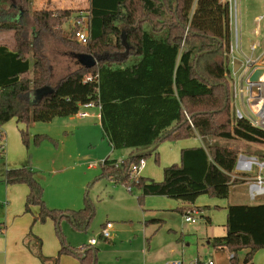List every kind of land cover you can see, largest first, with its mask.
Returning a JSON list of instances; mask_svg holds the SVG:
<instances>
[{
    "label": "trees",
    "instance_id": "16d2710c",
    "mask_svg": "<svg viewBox=\"0 0 264 264\" xmlns=\"http://www.w3.org/2000/svg\"><path fill=\"white\" fill-rule=\"evenodd\" d=\"M30 1L0 0V34L10 33L13 41L11 49L0 45V125L12 119L26 127L47 123L72 116L79 105L94 101L113 149L147 150L194 136L264 144V131L236 120L231 107L227 74L232 34L222 0H88V42L77 43L73 52L92 55L97 64L79 66L53 86L51 95L36 102L32 94L50 85L52 70L24 24ZM12 10H17L16 17ZM76 13L43 7L32 13L34 29L70 45L62 26ZM73 31L70 26L71 37ZM30 72L32 78H27ZM86 76L92 80L85 82ZM20 134L27 144L25 131ZM45 139L36 135L34 142ZM151 153L129 158L119 167L116 161L101 167L116 184L140 191L139 202L145 196L189 205L202 195L226 200L231 187L242 183L230 178L239 153L209 143L181 150L179 164L163 168L161 182H129L128 167ZM5 184L28 187L24 209L39 208L34 221L50 218L58 226L67 220L76 230L86 231L94 216L89 204L78 211L47 208L41 185L25 168L6 171ZM226 211V233L213 238L212 245L225 249L232 264H238L240 252L242 264H253L254 255L264 249V204L228 205ZM39 250L37 256L46 260ZM64 254L81 264H96L95 251L86 246L62 244L57 257Z\"/></svg>",
    "mask_w": 264,
    "mask_h": 264
},
{
    "label": "rangeland",
    "instance_id": "374dc122",
    "mask_svg": "<svg viewBox=\"0 0 264 264\" xmlns=\"http://www.w3.org/2000/svg\"><path fill=\"white\" fill-rule=\"evenodd\" d=\"M237 2L240 11V14L238 16L239 22L237 20V23L238 28L241 32L244 51L246 53H249V44L247 43L248 38H251L252 41H260L262 43L263 49L264 21L260 23L261 32L257 38L253 35V30L256 26L254 22L255 18L264 15V0H237ZM88 3V0H77V2L76 0H31L28 9L29 15L24 19V24L26 26V29L28 30V34L31 32V29H34L32 20V13L34 11L40 10L43 7L55 8L63 6L67 8H73L74 6L77 8L75 9L77 13L79 11L86 12L89 5ZM11 13L14 15V17L17 16V10H12ZM74 17L75 16H72L70 21L62 26V31L64 32V35L69 38L70 45H67L61 42L59 39L52 37L49 33L43 35L41 52L47 57L50 65L52 66L53 76L51 81L53 83L57 82L65 74H68V72L73 71L75 69V66H77L73 48H78V45L77 42L70 36L71 20ZM35 30L37 31L36 27ZM10 35V33L0 34V37H4L0 41V43L8 46L9 48H12L13 41ZM26 77L32 78V73L30 72L26 75ZM71 119L68 117H56L47 123H35V125H37L38 127L36 131H34V128L30 126H28V128L26 129L25 126L18 125L14 119L1 125V130L4 134L2 145L3 149L6 151L3 155L0 156L1 187L6 186V171L21 169L23 164H27L26 166H29V164L32 163L33 157L38 162V166H40L39 168H42L45 173L51 172L50 163L47 159L49 154L52 152L51 148L48 146V143H50L49 138L44 135L46 139L39 142L38 144H35L34 134L38 133L48 135L49 133L50 136H59L58 134L60 133V131H58V133V129L54 126V123H57V121H59L60 123H65L64 125H66L67 131L74 126H79L78 129H81L80 131L70 129L69 131L75 134L73 137L69 138L67 142L63 143L65 148L70 147L74 149V159L72 163H69L70 167H66L65 171L62 173H54V175L57 176H51L52 174H48L51 177L48 179L47 190L51 195L50 202L53 207H49L46 205L43 193L42 198L47 208L61 210L62 212L77 211L81 208H84L86 204H89L93 208L94 216L86 232L76 230L67 220H61L58 226H55L54 222L50 218H46L44 221L33 220L35 225L42 227L43 233L45 235L49 233V237H46V241L40 237L43 245L44 243H46L49 249L53 248L54 242L58 244V249L61 248L62 244L71 248H79L80 246L85 244V238H88L90 235L92 238L97 239L99 243H103L98 238L100 227L105 224L107 220L111 221L114 227H118L121 224L125 225L123 221L124 218H126L127 213L123 208L124 206L129 207L130 202L127 203V201L131 198L134 199L132 200L131 205L136 207V196H139L138 191L129 193L126 186L113 183L105 177L101 178L102 173L101 167L99 166L101 160H95V156L99 154L98 151H100V148H94V144H92V148H89V146L86 145L87 140L84 139V135L86 134V132L84 131V129H82L83 127H85V125L93 126L95 120H78L75 118ZM80 124H83L81 128ZM95 125L98 126L97 124ZM20 131H25L27 135V144L23 143ZM40 131L41 133H39ZM192 141L199 144V146L201 145V141L197 138ZM167 142L169 143V141ZM165 143L166 142L159 144L157 148L158 153L161 145H164ZM208 143L212 145L231 148L233 150H236L239 154L242 153L248 156L257 157L264 156V144H251L239 140L227 141L218 138H207L206 140H204V146H207ZM20 145H22V147ZM47 147L49 148L46 149ZM79 153H81V155L77 159L76 157ZM115 153V155H117L115 156V158L119 159L117 161H120L121 159L120 157H118L119 152L115 151ZM86 156L87 158L83 160V158ZM107 158H109L110 160L114 157L107 156ZM144 159L146 162V169H143V175L139 174V177L148 178L150 180H153L154 182H161L163 178V168L166 167L163 166V163L165 162L164 158L160 157L158 154L157 161H155V154L151 153L150 155H146ZM179 162L180 160L177 164H179ZM14 164L21 165H18L19 167L16 168L9 167L14 166ZM89 164H96L95 170H87V166ZM72 166H74V169L71 168ZM159 179L160 181H157ZM231 190H233L234 194L236 193L234 195L235 198H237L236 200L245 199L244 201H246L247 203L264 201V197L259 198L256 201H251L247 193V187H244L242 183L232 186ZM148 199H144L145 203L147 202L153 204V208H157L152 211L157 210L155 212L156 217L161 220L162 226L161 229H159L160 231L157 236L159 237L157 239L159 241V247L173 249L177 244L180 245V252L177 255V258L175 259V256L171 255L169 260H180L183 261L184 264H189V262L195 260L203 261L204 257L208 256L214 262V264H232L230 262L231 255L225 249L215 248L212 243L210 245L206 244V242L208 241L207 236L219 237L223 235V228L225 227L227 213L224 212L223 209H220L216 206L222 207L223 205H221L220 203H226V200H220L214 197H210L209 195H202L196 199L193 205H189L185 204L182 201L176 200H162L158 198ZM167 203L171 204L172 207H168L169 205ZM143 205L145 206V204ZM185 206H191L190 209L186 210V212L191 213L195 211L192 206L201 208L205 212L204 216L210 218V224L206 222L204 217L198 215L194 216V218L196 219L195 224L186 223L183 219V215L181 214V210ZM133 222L134 226L132 227V230H135V225L139 224L135 219H133ZM209 226H211V228H209ZM119 229L122 230L121 236L123 238L129 236L128 228H126L125 226H119ZM134 239L135 237H132V240ZM186 243H188V246H185ZM133 246H136V244H133ZM243 257L244 253L240 252L238 254V264H242Z\"/></svg>",
    "mask_w": 264,
    "mask_h": 264
},
{
    "label": "crops",
    "instance_id": "0c3cea01",
    "mask_svg": "<svg viewBox=\"0 0 264 264\" xmlns=\"http://www.w3.org/2000/svg\"><path fill=\"white\" fill-rule=\"evenodd\" d=\"M50 9H53V8H50ZM55 9L75 10L77 8L74 6L73 8H67V7L61 6V7H55ZM43 35L45 34H39V32L36 31L35 29H31V32L29 33V38L35 41L37 45L39 46V48L41 49L42 44H43V41H42ZM253 35H254V30H253ZM3 38L4 37H0V41ZM247 43L249 44L248 51L250 49V46L253 43H260V51L264 49V48L262 49V43L260 41H252L251 38H248ZM0 45H4V44L0 43ZM241 52L245 56H248L250 54V51L249 53H246L244 51L242 39H241ZM236 56L238 60L241 61V56L239 55H236ZM78 67L79 65L77 64L74 70H76ZM51 70H53L52 66H51ZM71 72H68V74ZM68 74H65L63 77H65ZM63 77H61L60 79H62ZM57 82L53 83L52 81H50L49 87L53 88V86ZM32 96H33L32 99L34 101V98H35L34 93L32 94ZM73 116L72 117L70 116L68 118L85 120V119H79L75 115ZM86 119L95 120L93 123L94 124L93 126L85 125V127L82 128L86 132V134L84 135V139L87 140L86 145H88L89 148H92L93 147L92 144H94V148H100V151H98L99 154L95 156L96 158L95 160L97 161L101 160V162L102 161H110V162L116 161L117 163L119 162L117 161L119 159L115 158V156H117L115 155L116 154L115 151L119 152L118 157H120L121 159L120 161L128 160L129 158L135 157L139 155L142 151H144V150H138V149H133V148L119 149V150L113 149L110 143L108 142L107 138L103 134L101 124H100V111L97 108L90 109L89 117ZM64 124L65 123H60L59 121H57V123H54L55 128L58 129L57 132L60 131L62 135L59 132H58L59 136H56V135L50 136L49 133L48 135L38 134V133L34 134L35 136L45 135L49 138V142L51 144L48 143L49 144L48 146L51 148L52 152L49 154L47 159L49 160V163H50L51 172L45 173L42 168H39L40 166H38V162L35 160L34 157L32 158V163L29 164V166H26L27 164H23L22 166V168H25L34 173L35 180L41 185L43 189L44 201L46 205L49 207H53V205L50 202L51 195L49 191L47 190L48 179L51 176H57V175H54V173L55 174L62 173L65 171L66 167L67 168L70 167L69 163H72L74 159V154H73L74 149L70 147L65 148L63 143L67 142L69 138L74 136L75 133H71L69 131L70 129L71 130L75 129L78 131L81 130V129H78L79 126H74L73 128H70L67 131L66 125ZM95 124H97L99 127L96 126ZM18 125H23V124H18ZM28 126L34 128V131H36V129L38 128L37 125H35V123H31ZM28 126L27 127L25 126L26 129L28 128ZM81 126H83V124H80V128ZM39 133H41V131ZM53 138H56L59 140H56ZM195 138L201 141L200 146L199 144L194 143V141H192ZM20 146L22 147V145ZM158 146H155L156 148L154 147L152 149V153L157 154V156L159 154L160 157L164 158L165 162L163 163V166L167 167V166H170L171 164L178 163V161L180 160L181 150L186 149V148H192V147H204V140H202L198 136H194L186 140L175 141L174 143L166 142L164 145L162 144L161 147L159 148V153L157 152ZM49 147H47L46 149H48ZM5 152L6 151L3 149V152L1 155H3ZM80 155L81 153H79L76 158L78 159ZM107 156L108 157L112 156L114 158L113 159L111 158L109 160ZM85 158H87V156L84 157L83 160H85ZM18 165H21V164H17V165L14 164V166H9V167L16 168V167H19ZM71 168L74 169V166H72ZM143 169L145 170L146 168L144 167ZM87 170H95V169L87 168ZM144 170H142V172H140L139 174L143 175ZM101 173H102L101 178H104V177L108 178L111 182L115 183L112 179L107 177L106 174L108 173H104L102 167H101ZM48 174H52V175L50 176ZM42 175H45V176H42ZM139 178H143V177H139ZM157 181H160V179ZM242 185L244 187L246 186L244 183H242ZM28 191L29 190L26 185H6L4 187L0 186V264H81L80 261L76 257H73L71 255L64 254V255L59 256L58 258L57 255L60 249H58V244L56 242H54L52 249H49L46 243H44L43 245L41 238H43V240L46 241V237H49V233L45 235L43 233L42 227L35 225V223L33 222L34 218L38 215L39 208L36 206H32L28 213L24 212L25 211L24 206H25V201H26V196L28 194ZM133 191H138V190L132 189V192ZM138 193L140 196L141 192L138 191ZM235 194L233 190L230 189L229 197L228 199H226V203L222 202L220 203L221 205H223L222 207L220 206H216V207L223 209V211L227 213L226 208L228 205L264 204V201H259L256 203H252V202L247 203L246 201H244L245 199L236 200L237 198H235L234 196ZM139 196H136V203H137L136 207L131 205L132 200H134L131 198V199H128L127 201V203L130 202L129 207L124 206L123 208L125 212L127 213V216L126 218H124V221H123L125 225L121 224L119 226H125L126 228H128V234H129L128 237L123 238L121 236L122 230L119 229V226L114 227L113 225L110 240H103L99 237V234H98V238L103 243H99V241L96 239V244L94 246H89V241L95 238H92L91 235L88 238L87 237L85 238V244H83L82 246H86L88 247L89 250L95 251L96 264H164L165 262L170 261L169 259L171 255L175 256V259L177 258V255L180 252V249H179L180 245L177 244L175 248L173 249H169V248L166 249L165 247H159V244H158L159 241L157 240L159 237L157 236L160 231L159 229H161V226H162L161 220L156 217L155 212L157 210L152 211L157 208H153L154 207L153 204H150L147 202L145 203V200H144V199L147 200L148 198H158L162 200H173V199H170L164 196H145L144 198H142L141 202H139L138 201ZM176 201H179V200H176ZM143 204H145V206ZM161 204H165V203H161ZM167 204L169 205L168 207H172L171 204L169 203ZM190 208L191 206H185L183 209L185 211V209L187 210ZM192 208L196 209V211L199 212L198 216L204 217L206 222L210 224V218L204 216L205 212L201 208L197 206L196 207L192 206ZM133 219H135L139 224V225H135V228H136L135 230H132V227L134 226ZM107 222H111V221L107 220L106 223ZM103 226L104 224L100 227V230ZM209 228H211V226H209ZM224 228H223L224 231H223L222 236H224L226 233V230ZM81 232H86V231H81ZM222 236H219V237H222ZM132 237H135V239L132 240ZM207 238H208V241L206 242V244L210 245L211 240L217 237L207 236ZM155 239H156V243H155ZM39 241H40V245H39ZM133 244H136V246H133ZM82 246L80 247L82 248ZM185 246H188V243H186ZM39 247H40L39 251H40L41 256L45 258L46 260L42 261L37 256ZM80 247L74 248V249H81ZM56 252H57V255H56ZM206 258L210 259L208 256H206L204 257V260ZM252 262L253 264H264V249L259 250L254 255ZM190 263L191 262H189V264Z\"/></svg>",
    "mask_w": 264,
    "mask_h": 264
},
{
    "label": "built area",
    "instance_id": "2783aa9c",
    "mask_svg": "<svg viewBox=\"0 0 264 264\" xmlns=\"http://www.w3.org/2000/svg\"><path fill=\"white\" fill-rule=\"evenodd\" d=\"M227 5L229 28L232 34L229 54H228V80L231 89V103L234 117L236 120H246L252 127L264 131V49L260 51V43H253L250 46V54L245 56L241 52V32L238 28L239 22V7L237 0H222ZM88 12L79 11L75 17L71 20V28L74 30L72 38L79 44L85 45L88 42ZM264 21V15L256 17L254 22L256 24L254 28V35L258 37L260 35V23ZM234 32V40H233ZM240 34V38H239ZM241 56V61L237 56ZM260 71L256 81H250V77ZM92 80V77L86 76L85 82ZM97 108L100 111V105L97 102L91 101L85 104H81L78 107L77 112L74 114L79 119H86L89 117V110ZM3 132L0 125V155L3 152ZM105 161H102L99 166H103ZM123 164V161H119L115 164V167H119ZM145 160L140 159L137 163L128 167V181L137 183L139 179V173L145 167ZM89 169H95L96 164H89ZM232 181L238 180L244 183L247 187V193L251 201H256L259 198L264 197V157L248 156L245 154H238L236 163L232 174L230 175ZM127 191L132 192V188L127 186ZM198 211L186 212L183 214V219L186 223L195 224V215H198ZM113 224L107 222L101 228L99 237L103 240L111 239V232ZM96 239L89 241V246H94ZM164 264H184L180 260H170ZM190 264H214L211 259H205L203 261L195 260Z\"/></svg>",
    "mask_w": 264,
    "mask_h": 264
},
{
    "label": "water",
    "instance_id": "95a60500",
    "mask_svg": "<svg viewBox=\"0 0 264 264\" xmlns=\"http://www.w3.org/2000/svg\"><path fill=\"white\" fill-rule=\"evenodd\" d=\"M74 57L77 61V64L80 67L91 68L97 64L96 59L92 55H89V54H75ZM260 74H261L260 71L255 72L250 77V81H256ZM52 93H53V88H51L49 86H46V87L39 89V90H36V91H34V95H35L34 102L39 101L41 98H43L45 96H49ZM154 147H155V145L153 147H151L150 149L142 151L140 154H146L148 152H151Z\"/></svg>",
    "mask_w": 264,
    "mask_h": 264
}]
</instances>
